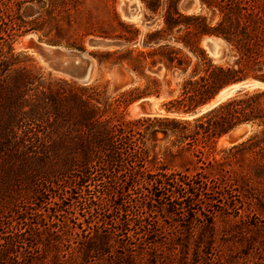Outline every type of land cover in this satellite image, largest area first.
<instances>
[{
	"label": "trees",
	"instance_id": "trees-1",
	"mask_svg": "<svg viewBox=\"0 0 264 264\" xmlns=\"http://www.w3.org/2000/svg\"><path fill=\"white\" fill-rule=\"evenodd\" d=\"M82 2L0 0V214L18 177L33 191L32 201L19 193L7 197L13 203L5 217L9 230L1 234L0 226V264H90L115 256L114 246L120 255L112 264H164L156 245L169 241L157 220L162 204L187 217V224L174 225L177 235H192L196 227L213 233L215 212L264 217V89H246L194 117L123 120L118 114L136 98H159L162 86L164 111L188 113L229 82L264 81V0H200L217 12L215 22L180 11L179 0H140L148 20L160 18L144 32L141 48L129 46L138 29L113 11L119 28L99 35L122 45L94 57L99 65L124 67L136 80L111 101L97 81H51L12 52V31H41L49 44L82 49L90 27L73 37L60 23L70 27L69 13ZM204 35L220 37L231 59L214 61L200 44ZM41 120L79 130L61 166L40 158L33 124ZM244 122L254 128L247 137L217 147ZM59 182L62 192L46 197ZM72 198L78 210L64 206Z\"/></svg>",
	"mask_w": 264,
	"mask_h": 264
},
{
	"label": "rangeland",
	"instance_id": "rangeland-1",
	"mask_svg": "<svg viewBox=\"0 0 264 264\" xmlns=\"http://www.w3.org/2000/svg\"><path fill=\"white\" fill-rule=\"evenodd\" d=\"M118 2L119 0H83L78 9L75 11L72 10L69 13L68 19L70 21V27L67 26L65 20L60 21L61 25L68 29V33L72 34L73 37H78V34L84 29V27H90V34L82 38V49L67 46L65 43L54 44L59 47V51L63 57L71 53L80 52L82 53L84 60L89 61V63L91 61L93 67L92 75L91 77L89 76L86 81H78L69 75L54 70L50 61H45L37 53L33 52V49L30 48L31 41L48 43L45 41L41 31L26 32L23 34L19 31H12L10 37L12 52L15 55H18L19 60H23L20 62H25L34 67V69H39L43 74V77L51 81L60 78L74 81L80 86L88 85L91 81H97L105 90L104 95L111 101L114 97H117L119 93L135 85L136 79L133 74L127 72L124 67L118 64L99 65L94 54L113 48L90 47L88 45V39L102 38L116 41L99 35V32H115V29L117 30L119 28L117 22L113 18V11L117 13L122 21L132 23L139 31L136 42L130 43V47L141 48V38L144 32L154 28L160 23L159 14L154 15L150 20L147 19L148 14L140 0L138 1V6H140V21L131 20L130 22L124 20L120 14ZM178 8L186 14L203 13L210 18L212 22H215L219 18L217 12H213L206 8L200 3V0H192L188 6L183 5V0H179ZM260 9L261 15L264 18V3L261 4ZM219 40L225 56L214 61L230 60L231 52L229 51L228 46L221 38H219ZM119 43L122 45V41H119ZM24 55L26 56L25 58L23 57ZM160 74L161 73H158L157 75ZM257 88L264 89V87ZM160 91L161 96L159 98L153 95L150 96H152L155 101L157 111L160 113L158 115H168L161 104L167 92V88L162 86ZM138 99L139 98L134 99L127 105L122 104L119 106L118 114L123 120L138 117L137 114L133 113L131 108L132 104L137 102ZM33 126V132L39 136L38 151L41 154L40 158L43 159L42 162L45 163L47 161L48 164L54 163L53 166H55V163H57V166L66 163L65 160L63 162V159L75 150V141L79 130L75 128L67 129L64 126L48 123L45 120H41L37 124H33ZM223 136L217 140L218 148L231 144L230 141L229 143L224 142L222 140ZM159 143L161 144V141ZM54 160H56V162H54ZM174 164V169H180L176 163ZM72 172H75V170ZM17 180L18 182L13 185V188L16 189V191L11 192V194H15L16 196V194L19 193L21 197L26 198L28 201H32V187L28 184H19V177ZM57 185L58 187H56ZM61 185L62 182H59V184L54 183L49 187V191L45 192L48 193L45 196L49 197L54 194H60L62 192ZM74 190L73 195L76 196V191L78 190ZM11 194L8 193L7 197H14ZM7 197L6 201L2 202L4 208H1L2 214H0V226L2 228L1 234H4V232L9 230L6 228L5 223L7 222V219L5 221V217L11 214L10 206L13 203V199L7 200ZM74 200V198L71 200L66 199L64 206L67 207L69 205L70 208L78 210L79 206L74 205ZM240 212L243 213L242 210H240ZM157 220L163 227L164 233L160 235H165L169 238V241H158L156 243L159 251L162 253V257L160 258L163 259L164 264H170L174 260L176 263L180 262V264H264V217L257 219L255 216L248 215L247 217L243 216L242 219H240L239 216L233 215V213L221 214L215 212L213 213V233L206 230L201 231L196 227L193 234L189 236H187L185 231L183 235H177L174 229V225L176 224H187V217L170 213L165 209L163 204L161 210L157 214ZM69 224H71V222ZM160 239L163 238L161 237ZM17 244L18 245L15 249L22 250V248H20L22 244ZM116 247L117 246H114L110 249L111 252H115V256L111 255V257H109L107 254H104L100 259H92L90 264H112V261H118L117 255L120 253V248ZM182 254L187 256L186 262L181 260ZM138 261L139 260L136 262ZM137 264H140V262Z\"/></svg>",
	"mask_w": 264,
	"mask_h": 264
},
{
	"label": "water",
	"instance_id": "water-1",
	"mask_svg": "<svg viewBox=\"0 0 264 264\" xmlns=\"http://www.w3.org/2000/svg\"><path fill=\"white\" fill-rule=\"evenodd\" d=\"M138 1L139 0H119L118 6L120 9V14L124 20L131 22V20L135 19L140 21V6H137ZM191 2L192 0H183V5L188 6ZM217 38L220 37L215 35H205L201 39L202 46L213 60H218L225 56L221 44L217 41ZM31 42L32 44L30 45V48L33 49L34 52H36L45 61H50V64L54 70L69 75L78 81H86L89 76L91 77L93 70L92 63L91 61L89 63V61L84 60L82 53H71L63 57L57 45L34 41ZM88 45L93 48H116L121 44L117 41L102 38H90L88 39ZM154 73H161V68H157ZM260 86H264V81L255 78H244L229 82L220 87L211 99L199 105L191 112L166 113L176 117H194L233 95H236L246 89L257 88ZM137 102L138 104L134 107L138 110L142 108L149 114H154L157 112V108L152 96H143L139 98ZM252 129L253 126L250 123H239L235 125L228 133H226V135L235 143L248 136Z\"/></svg>",
	"mask_w": 264,
	"mask_h": 264
},
{
	"label": "bare ground",
	"instance_id": "bare-ground-1",
	"mask_svg": "<svg viewBox=\"0 0 264 264\" xmlns=\"http://www.w3.org/2000/svg\"><path fill=\"white\" fill-rule=\"evenodd\" d=\"M137 6H138V2H137ZM135 20V19H134ZM217 41L220 43V40H219V38H217ZM32 44V43H31ZM221 44V43H220ZM33 52H34V50H33ZM36 53V52H35ZM42 58V57H41ZM260 87H264V86H260ZM153 99V98H152ZM154 100V99H153ZM155 102V101H154ZM138 104V102H135V103H133L132 104V106H131V108H132V111H133V113H135V114H137L138 116L139 115H148V116H151V115H158V114H160L159 113V111H157L156 113H154V114H149V113H147V112H145V110L144 109H142V108H140L139 110L137 109V108H135L134 106L135 105H137ZM165 114V113H164ZM167 114V113H166ZM224 142H226V143H229V141L231 142V143H234V141H232L227 135H224L223 136V139H222Z\"/></svg>",
	"mask_w": 264,
	"mask_h": 264
}]
</instances>
